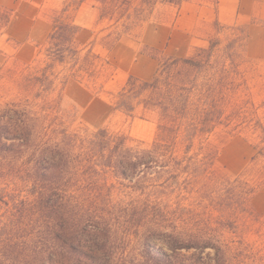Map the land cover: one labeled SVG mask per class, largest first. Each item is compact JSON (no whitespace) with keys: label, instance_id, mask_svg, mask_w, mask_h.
I'll use <instances>...</instances> for the list:
<instances>
[{"label":"trees","instance_id":"1","mask_svg":"<svg viewBox=\"0 0 264 264\" xmlns=\"http://www.w3.org/2000/svg\"><path fill=\"white\" fill-rule=\"evenodd\" d=\"M184 1L139 0L135 7L132 0L96 3L100 20L125 18L124 31H130L157 5L180 7ZM11 17L12 9L0 5V32ZM214 25L224 26L218 20ZM80 30L64 8L48 37L50 58L79 59L75 42ZM114 34L115 40L121 35L109 36ZM217 44L211 39L208 46L196 47L185 57H166L151 48L159 58L154 76L131 75L118 91L115 109L130 116L139 108L157 114V134L149 145L105 126L94 131L71 129L59 113L60 101L47 98L54 73L44 68L40 75L24 77L23 87L44 103L25 99L0 106V264H198L187 261L181 251L195 249L200 257L207 248L214 249V264H227L222 246L191 224L193 210L188 217L180 212V220L191 229L168 231L173 219L165 195L182 178L180 189L196 188L200 197H208L210 177H228L216 171L219 148L207 137L229 106L221 79L227 71L224 63L233 59L228 54L217 57ZM91 56L88 49L86 62ZM216 58L223 59L222 67H213ZM228 118L237 122L235 128L250 126L251 136L258 139L252 159L264 158L262 118L244 103L232 105ZM243 177L229 179L231 187L220 195V205L231 209L229 218L250 211L258 186ZM133 229L143 232L139 258H129L122 248V240ZM157 241L170 251L158 247Z\"/></svg>","mask_w":264,"mask_h":264},{"label":"rangeland","instance_id":"2","mask_svg":"<svg viewBox=\"0 0 264 264\" xmlns=\"http://www.w3.org/2000/svg\"><path fill=\"white\" fill-rule=\"evenodd\" d=\"M193 1L199 2L186 0ZM81 2L51 0L48 13L54 23V19L62 15L63 9L68 8L83 26L75 42L80 51L77 60L70 56L63 62L52 60L47 39L37 45L38 49L33 58L22 61L17 54L19 44L12 41L8 28L0 32V106L25 99L44 103L43 98H36L35 92L23 87V80L28 73L40 75L44 68H49L54 73L55 84L47 98L60 101L59 113L65 117L71 129L94 131L105 126L149 145L157 134V114L151 111L144 113L139 108L130 116L115 109L114 102L118 91L131 75L140 79L154 76L159 67V58L156 57L157 52L151 48L158 49L166 57H180V27L177 22L180 11L172 5L159 4L144 23L130 31H124L122 23L125 18L120 22H116L117 17L113 20H100L99 4L96 0H85L83 5H79ZM132 3V7H135L139 0H132ZM112 32H119L121 35L115 40L116 34L109 36ZM173 33L174 42L166 52ZM211 39L218 40L217 57L228 54L233 59L226 56L228 59L224 65L227 71L221 79L226 87L229 106L221 118V123L207 135L208 140L219 148L216 171L228 177H210L212 192L208 197L204 195V198L196 193V188L187 191L180 189V178L175 183L176 189L170 188L168 194H165L168 216L173 219L168 222L167 229H174L179 233L184 226L191 229L186 222L180 220V216L181 213H186L185 216L188 217V213L193 210L191 224L213 236L214 242L224 249L227 264H264V158L252 159L258 139L251 136L250 126L242 124L244 129L235 128L237 122L228 118L232 105L244 103L264 121V64L247 57L246 29L242 26L214 27L206 37V46ZM155 44H163V47ZM88 49H92L94 54L90 57V62L93 63L84 59ZM153 60L158 61L154 73ZM223 62V59L216 58L213 67H222ZM218 78L216 76V82ZM198 145L197 143L196 147ZM240 174H245L246 177L243 178L258 187L250 199V211L240 212L236 217L229 218L231 209L221 206L219 198L231 187L229 179L233 180ZM205 178L201 177V180ZM130 232L131 235L122 240V248L129 258H139L143 251V232L134 229ZM156 243L158 247L169 250L164 243ZM194 251L196 254L193 256ZM181 252L187 261L214 264L213 248L205 249L200 257L197 255L199 251L195 249Z\"/></svg>","mask_w":264,"mask_h":264},{"label":"crops","instance_id":"3","mask_svg":"<svg viewBox=\"0 0 264 264\" xmlns=\"http://www.w3.org/2000/svg\"><path fill=\"white\" fill-rule=\"evenodd\" d=\"M84 3L85 0L79 5ZM0 4L12 9L7 28L12 41L19 44V58L29 61L38 49L37 45L46 41L53 30V22L48 15L51 0H0ZM91 7L95 9L93 5ZM175 8L180 11L177 19L180 27V57L191 55L196 47H206V37L216 27L214 23L218 20L224 26L244 27L247 57L264 64V0L184 1ZM75 21L83 29L78 19ZM174 38L173 33L166 52L170 50ZM156 46L162 48L163 44ZM157 67L158 61L153 60V73Z\"/></svg>","mask_w":264,"mask_h":264}]
</instances>
